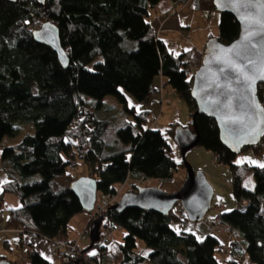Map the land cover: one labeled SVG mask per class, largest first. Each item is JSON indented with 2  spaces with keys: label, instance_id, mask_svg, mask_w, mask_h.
I'll return each mask as SVG.
<instances>
[{
  "label": "trees",
  "instance_id": "16d2710c",
  "mask_svg": "<svg viewBox=\"0 0 264 264\" xmlns=\"http://www.w3.org/2000/svg\"><path fill=\"white\" fill-rule=\"evenodd\" d=\"M162 1L46 0L40 5L36 0H0V148L8 176L0 206L7 193L21 201L18 209L8 212L7 229L74 240L69 237L70 223L86 211L71 188L81 178L68 167L72 160L87 166L97 196L115 194L131 177L170 180L185 165L175 159L166 134L154 130V119H146L149 113L129 108L127 97L143 102L155 78L162 76L163 86L188 104L190 118L197 110L191 96L195 70L185 61L186 54L170 51L149 22L151 10ZM172 1L182 6L189 0ZM214 1L195 0L194 6L210 19L218 12ZM34 17L58 26L70 58L68 68L62 67L55 50L34 38L35 29L29 25ZM218 30L219 41L226 45L241 31L230 13L220 15ZM110 95L134 115L135 125L111 127L104 117L110 108L103 100ZM258 97L264 104V84ZM196 118L200 145L231 170L235 203L247 200L246 211L236 206L221 214L214 233L200 236L173 226L179 220L175 210L162 216L110 208L100 229L117 224L126 235L101 247L99 237L93 247L89 239V246H82L88 257L80 264H243L248 256L251 264H264V218L258 213L264 207V168L237 162L222 144L215 120ZM177 127L168 128L172 137ZM188 127L192 129V121ZM75 141L82 144L80 149ZM252 150L264 155V139ZM248 177L252 189L246 185ZM101 217L93 219L92 213L84 230L88 236ZM221 234L230 240L224 243ZM138 241L145 247L139 250ZM30 255L28 264H54L39 252ZM4 259L16 264L0 255V261Z\"/></svg>",
  "mask_w": 264,
  "mask_h": 264
},
{
  "label": "water",
  "instance_id": "95a60500",
  "mask_svg": "<svg viewBox=\"0 0 264 264\" xmlns=\"http://www.w3.org/2000/svg\"><path fill=\"white\" fill-rule=\"evenodd\" d=\"M16 3L18 0H8ZM40 5L46 0H36ZM214 6L220 14L230 13L240 24L238 38L228 45L219 41L218 37L211 38L206 44L202 64L196 68L193 77L191 96L195 101L197 110L192 116V129L178 126L173 136L176 146L181 151L185 162L186 178L181 188L173 193H166L161 189L144 188L138 186L135 191L125 193L122 198L111 206V210L123 213L127 209H139L144 212L153 211L162 216H169L176 207L181 206L192 223L203 222L206 214L212 209L214 188L208 182L204 172H195L187 161V153L200 145V132L197 128L196 117L204 115L215 120L219 129V138L226 149L235 156L246 149H252L264 139V104L258 97V88L264 84V80L257 79L255 83L254 100L257 110L248 111L245 108L246 101L242 98L241 86L236 79L233 66L242 68L249 75L253 65L244 57L250 55L258 68L264 64V36L259 34L251 37L255 49H247L244 42L245 30L240 15L227 7L214 1ZM254 11V10H253ZM34 38L41 44H46L57 53L58 59L64 69L68 68L70 58L62 47L58 26L52 22H45L42 28L35 30ZM239 53V55H237ZM249 116L254 123H249ZM243 121V123L241 122ZM247 124V127L245 126ZM254 142H250L253 141ZM72 191L79 199L82 208L89 213L94 212L97 202L98 187L91 177H81L71 185ZM102 216L90 229L91 247L100 236V221ZM81 259L74 260L73 264H80ZM0 264H12L10 261L1 260Z\"/></svg>",
  "mask_w": 264,
  "mask_h": 264
},
{
  "label": "rangeland",
  "instance_id": "374dc122",
  "mask_svg": "<svg viewBox=\"0 0 264 264\" xmlns=\"http://www.w3.org/2000/svg\"><path fill=\"white\" fill-rule=\"evenodd\" d=\"M187 5H195L194 1L189 2ZM186 5V6H187ZM188 6V7H189ZM174 10V8H173ZM220 13L215 12V23L216 21H220ZM216 32L215 36L219 35L218 30V24L216 25ZM184 36V33L182 34ZM181 38V37H180ZM181 42V46H184L187 42L186 40H179ZM178 41V42H179ZM179 42V43H180ZM180 48V47H179ZM179 48H176V52L179 53ZM169 87V86H168ZM171 89V88H170ZM161 94V93H160ZM174 95L176 97V100L170 101L169 99L165 101L163 107L161 104H157L155 107H148L151 108V115L153 118H158V121L153 125L154 130H161L164 134H166V139L171 144L173 151H175V159L179 162H184L181 151H179V148L176 146L175 140H173L172 135L168 131V128L172 127L173 125L181 126L188 128L190 122L192 121V118H190V108L188 107V104L179 97V95L174 92ZM129 99V108L135 107L138 113L142 112V102L137 101L130 95L127 96ZM150 98V97H149ZM104 104L106 107L110 108V112H106V116H104L106 119H108L111 122V127H117V128H123L126 125L133 126L136 124L135 117L132 113L128 112L127 110H124L123 105H121L117 99L113 95L104 97ZM145 127H149L150 123H144ZM248 151H243L241 154L237 155L238 161H241L243 159H249L251 157V153H247ZM249 154V155H248ZM185 161L190 163L193 170L195 172H204L206 175V178L208 182L213 186L214 188V198L212 201V209L206 214L205 219L203 222H197L194 223L196 227L199 228V233L206 232L209 230V225L213 222V219L220 214H224L227 212L233 211L237 204L235 203V196L233 192V186H232V176H231V170H229L227 165L219 164L215 160L214 154L209 151H207L203 146L199 145L198 147L192 149L187 153ZM185 163V162H184ZM79 167L76 170H72L77 176L84 177L87 175L88 168L84 165L83 162L79 163ZM176 174L174 177L170 180H160V179H152V178H136L133 179L131 177V180L126 184L125 187L118 185V190L120 191V195H124L125 193L129 192L130 190H133L135 186L140 187H150V188H156L161 189L162 191L166 193H173L178 191L181 186L183 185V181L186 178L187 172L186 167L181 166L179 167V170L175 172ZM247 187L252 189L253 183L252 181H249L246 183ZM119 195V196H120ZM121 197V196H120ZM122 198V197H121ZM120 198V199H121ZM119 199V200H120ZM220 207V210L218 209ZM177 209L182 208L181 206L176 207ZM175 208V209H176ZM92 213L89 212H83L82 214L76 215L72 222L70 223L69 227V237L70 239L78 240L79 237L84 233V230L88 223L91 221ZM95 219V218H94ZM102 232V228L100 229ZM126 235V231H118L114 236L112 237L114 240H121L123 236ZM201 235V234H199ZM220 236V239L223 240L224 243L228 242L230 240V236L228 235H218ZM81 246H89V243L86 242V240L81 241ZM90 242V241H89ZM145 247L144 243L142 241H138V248L139 250L141 248ZM8 260L16 261V264H24V261L26 260L25 256H16L15 253H9ZM149 264V263H147ZM151 264V263H150ZM243 264H251V260L248 257L244 259Z\"/></svg>",
  "mask_w": 264,
  "mask_h": 264
},
{
  "label": "crops",
  "instance_id": "0c3cea01",
  "mask_svg": "<svg viewBox=\"0 0 264 264\" xmlns=\"http://www.w3.org/2000/svg\"><path fill=\"white\" fill-rule=\"evenodd\" d=\"M191 1L195 2V0H189L180 8L173 10L174 2L172 0H164L158 7H155L151 10L149 22L152 23V26L158 33L159 38L167 44L170 51L176 56L186 54L185 61L193 70H196V68H198L202 64L201 62L208 40L212 36L214 38L219 36H215L216 25L218 24L219 29V23L218 21H216L215 23V15L212 18L207 19L200 11L195 9L194 5L193 7L191 5H187ZM183 33L184 36L182 35ZM179 40H186L185 42L187 43L184 46L178 45L181 44ZM176 48H179V55L176 52ZM163 82V77L159 76L153 81L152 87L160 90ZM168 99L170 101H173L176 100V97L174 95V90L172 88L170 89V87L167 86L164 88L162 94L157 92L153 97L147 98L142 102V112L146 111L149 113L150 117H153L150 114L151 108L148 107H153L154 105L156 106L159 103L163 107L165 101ZM153 119L155 120L158 118ZM246 150L248 151L247 153H251V157L248 160L243 159L241 161L247 163H249L248 161H257L259 163H264V155L259 156L255 152H253L252 149ZM2 153L3 151L0 148V193L2 192V186L8 179L6 169H4L3 166ZM241 161H238L237 159V162ZM130 180L131 178L127 181V183ZM245 181L246 183L249 181H252V183H254L252 177H248ZM3 202L4 204L0 206V255L6 256L9 253H15L18 257L20 255L25 256L26 260L24 261V264H28V256L22 254L19 245L20 234L11 231L12 229H7L6 223L9 216L8 212L11 209H18L21 206V201H19V199L13 194L7 193L4 197ZM31 242L32 244H34V247L37 249L40 255H43L44 258L52 263L49 243H47V241L43 238L39 237H31ZM6 257L8 258V256ZM13 262L15 263L16 261Z\"/></svg>",
  "mask_w": 264,
  "mask_h": 264
},
{
  "label": "built area",
  "instance_id": "2783aa9c",
  "mask_svg": "<svg viewBox=\"0 0 264 264\" xmlns=\"http://www.w3.org/2000/svg\"><path fill=\"white\" fill-rule=\"evenodd\" d=\"M180 4L178 3H173V8L174 10L180 8ZM43 21L39 18L34 17L31 19L29 25L31 28H34L35 30H39L42 28ZM165 86L161 85L160 90H157L154 87H151L148 93L147 98L153 97L155 93H163ZM146 119L150 120L151 117L149 115H146ZM158 119H155L154 121L151 122V125H155ZM75 145L77 149H80L82 147V144L79 141H75ZM78 160H72L68 167L72 170H76L78 166ZM126 184V183H125ZM125 184L122 185L125 187ZM119 195L120 191H117L115 194L111 193H104L103 195L97 196V202L94 207V212H93V219L105 216V213L110 209L111 206L115 205L116 201L119 200ZM249 202L247 200L242 201V202H237V207L240 209L241 212H245L246 209L248 208ZM220 210V207H218ZM177 212V215L179 216V220L173 223L174 227L177 228H182L184 230L188 231H193L196 234H201L200 236L207 235V234H212L214 231L217 229L219 226V223L221 221V214L219 212V215L216 216L213 219V222L209 225V230L203 233H199V228L194 225V223L189 221V217L185 213V211L180 208V209H175ZM259 216L264 218V207L260 209L258 212ZM123 230L120 225H106L105 227L102 228V232L98 238L99 241V247L103 246L106 244V242L111 239L116 232ZM16 232L17 234H20V241L19 245L21 248V252L23 255L31 256L30 254H35L37 253V249L34 247V244L31 242V237H39L36 233L32 231H26L23 228H19L17 230H11ZM225 232V231H224ZM43 238L44 240L49 243L50 247V254H51V259L52 263L54 264H65L66 262L70 260H76V259H87L89 252L85 251L83 252L82 246H81V241L86 240V242H89V236L84 231V233L79 237L78 240H73L70 241L66 238H53L52 240L47 239L45 237H39Z\"/></svg>",
  "mask_w": 264,
  "mask_h": 264
},
{
  "label": "snow or ice",
  "instance_id": "6c2138e0",
  "mask_svg": "<svg viewBox=\"0 0 264 264\" xmlns=\"http://www.w3.org/2000/svg\"><path fill=\"white\" fill-rule=\"evenodd\" d=\"M218 4L236 11L244 24L245 36L244 42L247 49H255L256 45L252 43L251 37L256 34L264 36V0H217ZM254 10V11H253ZM239 55V53H237ZM248 60V63L253 65L249 70L252 74L249 75L242 68L233 66V70L236 72V79L241 86L242 98L247 102L245 108L248 111L257 110V105L254 100L255 96V83L257 79L264 80V64L256 67V63L251 59L250 55L244 57ZM264 111V109H260ZM243 123V121H241ZM249 123H254L249 116ZM247 127V124H245ZM250 142H254L250 141ZM250 164L256 165L260 168H264V163L257 161H248ZM243 163V161L239 162ZM179 232V229H177ZM95 255V253H90Z\"/></svg>",
  "mask_w": 264,
  "mask_h": 264
}]
</instances>
